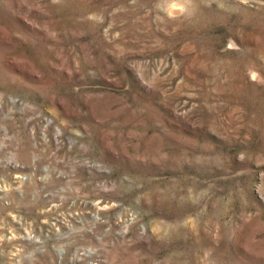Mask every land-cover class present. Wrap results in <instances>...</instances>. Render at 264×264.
I'll return each mask as SVG.
<instances>
[{"label":"rangeland","instance_id":"1","mask_svg":"<svg viewBox=\"0 0 264 264\" xmlns=\"http://www.w3.org/2000/svg\"><path fill=\"white\" fill-rule=\"evenodd\" d=\"M0 264H264V0H0Z\"/></svg>","mask_w":264,"mask_h":264},{"label":"clouds","instance_id":"2","mask_svg":"<svg viewBox=\"0 0 264 264\" xmlns=\"http://www.w3.org/2000/svg\"><path fill=\"white\" fill-rule=\"evenodd\" d=\"M178 7V4L176 2L171 3L170 8L176 9ZM182 10V9H181Z\"/></svg>","mask_w":264,"mask_h":264}]
</instances>
